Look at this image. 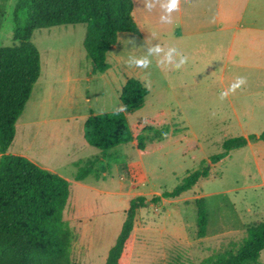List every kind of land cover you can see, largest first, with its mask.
<instances>
[{"label":"rangeland","instance_id":"obj_1","mask_svg":"<svg viewBox=\"0 0 264 264\" xmlns=\"http://www.w3.org/2000/svg\"><path fill=\"white\" fill-rule=\"evenodd\" d=\"M130 2L136 27L144 12L162 16L164 23L175 13L167 10L169 0ZM14 3L0 2V47L16 45ZM84 32L82 24L32 32L29 41L38 52V78L5 154L24 157L67 181L62 219L73 235L74 264H104L128 203L138 196L144 205L134 214L127 264H206L209 257L238 243L247 226L264 222V140H254L264 131V60L261 52L251 58L252 47L264 44V31L239 42L241 31H233L232 45L227 38L204 46L200 56L206 67L199 66L194 75L187 69L177 73L165 59L169 50L150 54L154 43L146 45L129 33L117 34L105 55L107 70L96 74L81 46ZM144 58L148 66L137 67L135 61ZM128 78L147 90L142 107L125 114L131 134L164 126L168 133L161 142L145 144L142 153L130 142L102 158L83 141L82 123L89 114L120 112L117 95ZM237 78L245 83L221 100V92ZM235 137L246 139V145L209 165L206 178L176 198L150 202L174 188L201 161L221 153L224 140ZM89 159L100 160L105 171L75 182L74 164ZM199 198L207 216L202 238L196 236L195 226L194 201ZM258 263L264 264V249Z\"/></svg>","mask_w":264,"mask_h":264},{"label":"trees","instance_id":"obj_2","mask_svg":"<svg viewBox=\"0 0 264 264\" xmlns=\"http://www.w3.org/2000/svg\"><path fill=\"white\" fill-rule=\"evenodd\" d=\"M131 10L130 0H15L11 19L16 45L0 47V264H74L70 260L73 235L62 219L68 198L67 181L24 157L5 154L14 136V124L38 78V52L29 41L32 32L56 26L84 25L81 46L85 57L94 73L103 74L108 68L105 55L115 45L117 34L139 37ZM146 95L147 90L139 81L126 79L117 95L121 108L126 110L89 114L81 130L85 144L98 150L103 158L113 148L130 142L140 153L144 152L145 144L161 142L168 133L166 126L161 129L144 127L132 135L126 123L125 114L139 110ZM252 138L254 136H250ZM256 140H264V131ZM245 145L243 137L224 140L221 153L210 156L208 162L201 161L200 166L174 188L150 202L173 199L190 190L198 179L207 177L209 165ZM74 167L75 182L90 175L97 178L98 171H105L98 159H89ZM194 204L196 236L202 238L207 224L204 200L196 199ZM143 205L144 199L139 196L129 201L124 221L107 251L104 264H127L134 214ZM263 249L264 222H257L245 228V235L238 243L209 257L205 263L259 264L258 257Z\"/></svg>","mask_w":264,"mask_h":264},{"label":"crops","instance_id":"obj_3","mask_svg":"<svg viewBox=\"0 0 264 264\" xmlns=\"http://www.w3.org/2000/svg\"><path fill=\"white\" fill-rule=\"evenodd\" d=\"M194 4L199 5L200 11L196 10ZM174 12L172 15L175 14L177 19L171 15L166 23L162 16L149 17L144 12L138 18L137 29L138 38L146 45L154 43L155 48L159 46L164 50L175 49L173 64L170 65L172 69H176L175 64L182 57H187V63L177 69V73L180 69H187L188 74L194 75L196 68L206 67L200 56L204 52V46L227 38L232 45L236 39L233 31H241L238 42L245 37L253 39L256 33L264 31V0H198L197 3L180 0ZM193 46L198 50H194ZM252 50V59L259 57L261 52L260 57L264 60V44L262 47L261 44H256ZM261 68L264 69V66Z\"/></svg>","mask_w":264,"mask_h":264},{"label":"clouds","instance_id":"obj_4","mask_svg":"<svg viewBox=\"0 0 264 264\" xmlns=\"http://www.w3.org/2000/svg\"><path fill=\"white\" fill-rule=\"evenodd\" d=\"M179 3H180V0H169V2L167 4V10L169 12H172L173 10H177V6L179 5ZM161 51H162V49L159 46H157L154 49H150V54H151V52L159 53ZM173 52H175V49H170L166 58H165L168 65L173 64ZM160 63H163V61H161ZM186 63H187V57H182L180 59L179 63L175 64V68L179 69L181 66L185 65ZM135 64L137 67L144 68V67L148 66L149 61L146 58L138 59L135 61ZM244 83H245V81L243 79L237 78L236 83L232 84L230 86V88L228 89V91L221 92V94H220L221 100L226 99L229 95V92L235 93L236 89L240 88V86ZM145 87H147V85H145ZM125 110H126L125 107L120 109V111H125ZM117 114H119V113H117ZM164 135H166V134H164Z\"/></svg>","mask_w":264,"mask_h":264},{"label":"water","instance_id":"obj_5","mask_svg":"<svg viewBox=\"0 0 264 264\" xmlns=\"http://www.w3.org/2000/svg\"><path fill=\"white\" fill-rule=\"evenodd\" d=\"M256 141V138L254 139ZM148 204V203H147Z\"/></svg>","mask_w":264,"mask_h":264}]
</instances>
